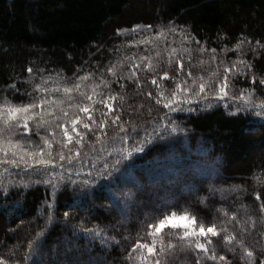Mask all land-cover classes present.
Returning <instances> with one entry per match:
<instances>
[{
    "label": "trees",
    "instance_id": "trees-1",
    "mask_svg": "<svg viewBox=\"0 0 264 264\" xmlns=\"http://www.w3.org/2000/svg\"><path fill=\"white\" fill-rule=\"evenodd\" d=\"M145 25L152 27L142 31ZM262 45L264 0H0V98L14 104L38 102L42 96L57 101L46 108L44 117L54 128L63 109L69 118L78 115L95 130L78 124L77 130L85 132L83 151L101 146L95 133L103 140L105 134L119 131L111 122L117 114L126 130L136 126V142L146 141L145 150L133 152L114 181L97 176L87 165L74 169L71 175L78 182L95 180L78 192L67 180L54 190L43 183L47 177L31 175L23 166L8 165V172L0 167V262L144 264L141 254L147 256L146 249L133 246L138 241L153 243L149 232L154 228L148 224L157 222L155 205L164 198L176 202L171 210L178 214L196 215L206 227L215 223L219 234L214 245L202 239L208 248L203 252L194 244L181 249L182 231L170 236L172 231L165 229L156 238L153 264L156 257L161 264H262L264 119L224 106L216 91L183 92L189 73L194 79L202 77L205 84L225 69H238L244 76L234 83L252 91L264 106ZM149 60L157 66L155 72L145 67ZM133 64L139 65L134 77ZM75 83L81 88L70 101L63 88ZM81 92L97 103L81 97ZM172 92L180 100L175 107L182 110L164 107ZM109 96L117 99L107 101ZM100 101L112 103V112ZM70 103H88L96 124ZM101 121L107 122L103 130ZM170 125L178 126L171 138H150ZM23 135L41 145L47 135L53 158L65 163L58 160L61 151L68 154L61 147L62 129L55 128L54 135L47 130ZM136 146L131 140L116 145L129 150ZM209 154L211 162L206 159ZM104 156L110 164L117 159ZM88 159L103 165L91 155ZM129 169L143 183L142 190L128 177ZM25 172L31 179L24 175L26 184L20 183ZM129 192L130 197L125 195Z\"/></svg>",
    "mask_w": 264,
    "mask_h": 264
},
{
    "label": "snow or ice",
    "instance_id": "snow-or-ice-1",
    "mask_svg": "<svg viewBox=\"0 0 264 264\" xmlns=\"http://www.w3.org/2000/svg\"><path fill=\"white\" fill-rule=\"evenodd\" d=\"M151 27V25H145L142 31H147ZM135 30L136 29L134 28L133 31ZM240 43H243V41H241ZM256 43L257 45L260 44L259 41H257ZM262 47H264V45H262ZM212 51L215 52V49H213ZM141 59L148 60L147 57H142ZM241 63H243V61H241ZM138 67L139 65L137 64L132 65L133 71L131 72V75L133 77L136 75L135 69H137ZM145 67H148L153 72L157 70V66L153 65L150 60L145 65ZM181 67H183L182 64ZM233 67H235V65ZM247 67L251 66L247 65ZM27 71L29 74H31L33 72V69L29 68ZM228 71V69H225V83L219 86V93L221 96L228 95V93L225 91L227 87L226 81ZM108 72H113V69L109 68ZM113 74L115 75L114 72ZM189 75H191V73H189ZM164 76L167 77L168 73L165 72ZM253 80H255V77H253ZM152 83H156L155 78H153ZM193 83H195V81H193ZM260 84L264 85V80H261ZM80 88L81 85L79 83H75L71 87H64L63 92L71 101L72 93L74 91H78ZM176 88L180 89V84H176ZM205 89L206 85L204 83H200L197 95H199L200 93H204ZM36 90H40L39 85L36 86ZM59 90L60 89H56V91ZM183 92L188 93L189 88L184 87ZM80 95L81 97L85 98L88 101H91L92 103H97L96 101L92 100L91 96H88L84 92H81ZM149 95H151V93H149ZM171 95L172 98L168 99L167 102L164 103V107L169 108L172 111L182 110L178 107H175V105L180 104V100L177 97L176 92H172ZM0 99H3V102L0 103V167H3L4 172H8V165L15 166L17 168L23 166L24 169L31 170V175L39 174L42 177H47L46 179H43V183L51 184L54 190L58 189L60 187V183L64 182L65 180H67L69 184L75 185V188L73 189L74 192H78L89 183H95V180H84L83 182H78L77 180L72 178L71 174L73 173L74 169L82 170L86 165L90 169L95 170L97 176L106 177L114 181L116 174L123 171L121 166L124 164V161L127 158L131 157L133 152H142L145 150L144 144L146 143V141H135V137L138 134L136 131V126L133 125L131 131L126 130L125 124L119 123L120 115L117 114L112 117L111 122L113 125L118 124L119 131L116 132L115 135L111 136H107V134H105V138L103 140L101 139L100 133H95L97 142L100 143L101 146L98 149L92 147L91 151H83L85 147V145L83 144L85 132L77 130L78 124H82L83 129L89 132H94L95 130L92 128L91 124L84 122L80 116L77 115L74 118H69V114L67 112H63V109H61L63 115L62 117H56L57 123L55 124V128L62 129V135L65 139L63 140L61 147L62 149L66 148L68 154L66 155L64 151H61L58 154V160L59 162L65 163H58L57 160L53 158V153L51 151L52 144L47 135L43 138L42 145L38 144L36 141H33L31 136L26 137L23 135V133L29 131H32L36 135H39L41 130H47L54 135L55 128L51 124H49L44 119V117L46 114V108L58 102L47 101L43 96L39 98L38 102L34 99L32 102L20 104L11 103L6 98ZM116 99L117 97L115 96H109L107 98V101H114ZM120 99L122 100L123 97L121 96ZM107 101H100L99 103H105L108 112L111 113L113 110V104L108 103ZM156 102L159 104L163 101L157 99ZM59 103H62V101ZM69 107L75 108L79 112L86 114L87 119L91 120L92 124H96V121L92 119L90 106L88 103H85L83 106L79 104L73 105L70 103ZM259 114L264 115V112H261ZM102 115H105V113H102ZM61 118L64 120V123H59V120ZM106 123V121H101L99 123V128L101 130L105 129ZM30 124H32L31 129ZM67 124H70L71 128L67 127ZM177 130L178 126L170 125L168 128H164L163 132L160 133L159 136H153L150 138L161 140L165 137L171 138L172 133L177 132ZM158 131V128L154 129V132ZM130 140L134 143H138L139 146L133 147L131 150L127 148L116 147L117 144H123L124 142ZM73 143L79 147H76L75 149L69 147V145H72ZM185 146H187L186 142ZM105 153H109V157L111 155H116L117 159L115 160V162L111 164L108 163L105 160ZM90 155L95 157L96 159L103 161L102 167L95 163H89L88 157ZM49 166L54 167L50 170ZM57 169L61 171L57 172ZM10 175L13 179H15L16 174L10 173ZM24 175H27L29 179H31V175L28 172H25L21 176L20 183L26 184ZM77 175H79L78 172ZM89 175H91V172H89ZM128 177L135 183L137 190L143 189V183H141L140 179L130 169L128 170ZM152 182L158 183L159 181L153 180ZM109 187H111V185H109ZM89 195H91V192L89 193ZM125 195L130 197L131 192L125 193ZM155 207L158 210V215L156 217L157 222L155 224H148L149 229L154 228V231L149 232V235L153 238V243L147 244L140 243L138 241L137 244L133 246L134 250L146 249L148 255L145 256L141 254V260L144 262V264H153V254L156 251V238L158 235H162L165 229H174L177 231L183 230L182 236H180L181 249L191 248L194 244L195 249L201 250L203 252H207L208 248L206 242H202L201 238H207L209 237V235H211L212 237H216L219 234L215 223H210L206 227L202 218H198L196 215H189L187 211H184L183 214H178L177 211H172L171 209L176 207V202L174 200L161 198L160 202L156 204ZM165 212H169L170 214H165ZM65 216H68L67 212L65 213ZM48 218H52L51 214H49ZM74 235H78V233L74 232ZM169 235L172 236L175 235V233H169ZM104 239L107 240L106 237H104ZM225 239L228 240L233 238L225 237ZM28 247L30 250H32L35 248V245L30 241ZM168 247L171 249L175 246L169 244ZM241 247H243V244H241ZM70 250L71 249H69V251ZM163 251L164 249L161 248V252ZM252 255L253 253L251 251L247 252L248 257H252ZM210 259L215 260L216 256L212 255ZM219 259L224 260L225 257L220 256ZM0 264H3V262H0ZM155 264H161V261L158 257L155 258ZM262 264H264V262H262Z\"/></svg>",
    "mask_w": 264,
    "mask_h": 264
},
{
    "label": "rangeland",
    "instance_id": "rangeland-1",
    "mask_svg": "<svg viewBox=\"0 0 264 264\" xmlns=\"http://www.w3.org/2000/svg\"><path fill=\"white\" fill-rule=\"evenodd\" d=\"M225 70L221 71V73H217L215 79L212 81L205 83L206 89L209 91H216V95L220 97L218 99L224 106L233 108L236 110H249L252 112L254 117H259L260 119H264V115H260L259 113L264 112V106L261 102H258L254 97V93L252 91H247L246 89L240 87L238 84H235L236 78L243 77L244 75L240 72V70H233L230 73L227 72V87L225 91L228 93L227 96H221L219 93V86L225 83ZM187 78L190 80L188 81V85L186 87L189 88V92L198 90L199 84L202 83V77L197 76V78H193L191 75H187ZM195 81V83H193ZM172 232L175 233L174 229H170ZM183 231V230H181ZM178 235H182V232ZM216 237H212L209 235L207 238L204 239L206 242H210V244L214 245V241ZM147 254V253H146Z\"/></svg>",
    "mask_w": 264,
    "mask_h": 264
},
{
    "label": "clouds",
    "instance_id": "clouds-1",
    "mask_svg": "<svg viewBox=\"0 0 264 264\" xmlns=\"http://www.w3.org/2000/svg\"><path fill=\"white\" fill-rule=\"evenodd\" d=\"M207 161L208 162H211L214 158L209 154L207 157H206Z\"/></svg>",
    "mask_w": 264,
    "mask_h": 264
}]
</instances>
